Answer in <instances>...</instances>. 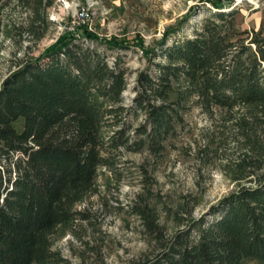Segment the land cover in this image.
<instances>
[{"label": "trees", "instance_id": "1", "mask_svg": "<svg viewBox=\"0 0 264 264\" xmlns=\"http://www.w3.org/2000/svg\"><path fill=\"white\" fill-rule=\"evenodd\" d=\"M15 1L47 23L57 0ZM207 3L216 11L202 28L163 44L166 62L155 65V75L137 73L129 107L127 69L118 56L110 66L97 47L126 51L136 43H102L87 21L1 81L0 264H70L52 249L50 236L88 220L76 207L95 194L99 170L112 171L111 152L162 150L191 98L214 121L199 153L221 158L218 169L235 189L210 208L211 219L181 222L172 235L138 196L131 212L150 252L128 264L264 263V38L237 31L235 13L222 11L232 0ZM139 114L145 121L131 135L130 121Z\"/></svg>", "mask_w": 264, "mask_h": 264}, {"label": "rangeland", "instance_id": "2", "mask_svg": "<svg viewBox=\"0 0 264 264\" xmlns=\"http://www.w3.org/2000/svg\"><path fill=\"white\" fill-rule=\"evenodd\" d=\"M207 1L57 0L47 9L44 23L41 15L33 19L25 6L7 0L0 7V83L18 65L34 61L64 31L85 20L88 32L102 43L111 39L136 43L129 44L126 51H108L104 44L97 47L99 53H106L110 66L118 56L120 66L127 69L128 85L123 96L125 107H129L137 73L155 75V65L166 62L161 55L163 44L191 37L202 28L210 13L216 11ZM222 11L235 13L237 31H254L264 38V0H232ZM165 33L169 34L166 39ZM82 41L91 48L96 46L86 39ZM151 50L157 56L149 55ZM182 116L183 122L163 142L162 150L111 152L112 171L100 169L95 194L76 207L89 213L88 220L58 228L50 236L52 249L68 263L128 264L148 255L141 222L131 212L138 196L151 205L160 225L172 235L183 227L181 222L186 224L204 215L211 219L207 215L210 208L235 189L218 169L223 160L211 153H199L214 121L200 112L193 98ZM144 121L143 114L131 119L130 134ZM13 126L21 130L20 122ZM113 131L105 130V134ZM174 213L179 220L172 218ZM241 264L264 263L246 260Z\"/></svg>", "mask_w": 264, "mask_h": 264}, {"label": "built area", "instance_id": "3", "mask_svg": "<svg viewBox=\"0 0 264 264\" xmlns=\"http://www.w3.org/2000/svg\"><path fill=\"white\" fill-rule=\"evenodd\" d=\"M83 21H85V20H82L81 22H83ZM71 29V28H70ZM70 29H68V30H70Z\"/></svg>", "mask_w": 264, "mask_h": 264}]
</instances>
